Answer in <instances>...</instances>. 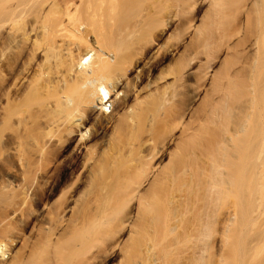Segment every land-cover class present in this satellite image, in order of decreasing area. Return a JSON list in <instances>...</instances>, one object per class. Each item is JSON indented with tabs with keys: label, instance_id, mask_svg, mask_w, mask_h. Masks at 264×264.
Instances as JSON below:
<instances>
[{
	"label": "bare ground",
	"instance_id": "1",
	"mask_svg": "<svg viewBox=\"0 0 264 264\" xmlns=\"http://www.w3.org/2000/svg\"><path fill=\"white\" fill-rule=\"evenodd\" d=\"M259 1L0 0V264L254 263Z\"/></svg>",
	"mask_w": 264,
	"mask_h": 264
},
{
	"label": "rangeland",
	"instance_id": "2",
	"mask_svg": "<svg viewBox=\"0 0 264 264\" xmlns=\"http://www.w3.org/2000/svg\"><path fill=\"white\" fill-rule=\"evenodd\" d=\"M207 3H208L207 1H206V3H203L200 6V8L196 11V17H199L200 19L202 18V16L205 14V12L209 6ZM230 10H228V11H230ZM233 10H234V8H233ZM226 13H227V11H226ZM227 15L229 17L228 19H230V17L232 19L233 16H231V15L229 16L228 13H227ZM29 19L30 18H28V20ZM31 19H32V17H31ZM31 19H30V21H31ZM230 20H228V21L230 22ZM250 20L251 21H249V24H251V25L248 28V31H249L248 35H249V39L252 40V39H254L255 35L258 34V32L262 31V25L261 24L264 21V1L263 0H260L258 7L256 6V8L253 10V12L250 16ZM232 21H234V20L232 19ZM260 46L262 48L261 43H260ZM168 61L166 62V64H168ZM166 64H164V65H166ZM218 67H219V65H218ZM259 73H260V70H259ZM257 74L258 73L256 71V75ZM256 75H255V79H254V80H256V82L254 81V83H255V89L257 91L256 90L255 91H256V95L261 98L260 101H262V99H264V79H263V75L260 74L262 76V78L260 75L259 76L257 75L258 77ZM2 158H6V155L4 154V157L0 156V160ZM0 164H1V161H0ZM182 191H184V189ZM245 192H244L245 194L243 192H241V193L239 192L240 194L239 193L238 194H239V196L241 194H244L243 196L245 197V195H248L247 190ZM230 194H231V196H229V198L226 197L227 201H225V199L223 200V203L225 201V204H218V207H220L222 210L223 209L224 210L229 209L232 212H234L235 215L237 216L236 225H235L236 235L234 237L235 242H234V246L232 248V252H231L232 255L231 256L237 255V257H238L240 255V257L243 256V259H244V256L248 253V250L250 251V247L253 246L252 241L254 240L256 242L257 240H261V238L263 239V237H264V204H256L255 199H254L255 193H252L250 191H249V195H248L249 197L246 196L245 200L242 197V195L240 196L241 197L240 199H242L241 202L244 200L243 201L244 203L242 202L243 204H241V202L239 203V201L237 200L236 195H235L236 194L235 190H232V193L230 192ZM238 199H239V197H238ZM216 226L218 229L219 228L221 229L222 224L217 223ZM218 236L220 237L219 234H218ZM218 236H217V238L220 239ZM255 242H254V245H255ZM263 243H264V241H263ZM251 244H252V246H250ZM257 246H253L254 247L253 250L254 251L256 250L257 254H258V257L256 255L257 259H255L253 261L254 262L253 264H264V262H263L264 261L263 260L264 259V245L259 246L260 247L259 249L256 248ZM256 251H255V253H256ZM252 254H251V256H252ZM249 256H247V257L250 258ZM247 257L245 256L246 259H247ZM175 258H176V255H173L172 260H175ZM251 258L249 259V261L251 260Z\"/></svg>",
	"mask_w": 264,
	"mask_h": 264
}]
</instances>
